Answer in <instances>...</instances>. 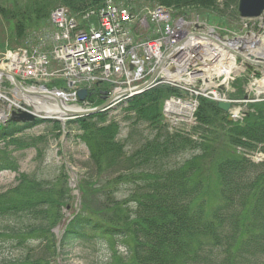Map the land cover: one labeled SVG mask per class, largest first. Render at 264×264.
<instances>
[{
    "label": "trees",
    "instance_id": "obj_1",
    "mask_svg": "<svg viewBox=\"0 0 264 264\" xmlns=\"http://www.w3.org/2000/svg\"><path fill=\"white\" fill-rule=\"evenodd\" d=\"M154 1L239 19V0ZM8 2L0 0V16L15 24L9 44L17 49L40 41L57 7L80 16L107 0H28L11 9ZM109 91L108 84L91 86L88 104L99 107ZM180 94L159 86L64 126L42 120L0 126V141L22 135L23 148L34 149L37 160L46 152L41 143L61 136L78 140L88 153L76 187L78 208L67 223L64 208L70 210L75 198L64 166L52 183L21 174L0 193V264H61L93 239L108 249L100 264H264V161H253L264 153V101L251 104L242 120L230 121L217 103L200 97L196 125L173 131L162 109L167 98ZM145 123L146 130L118 138L124 128ZM37 126L45 132L28 135ZM17 170L11 154L0 156V173ZM59 226L64 229L57 235ZM118 246L124 247L120 257Z\"/></svg>",
    "mask_w": 264,
    "mask_h": 264
},
{
    "label": "built area",
    "instance_id": "obj_2",
    "mask_svg": "<svg viewBox=\"0 0 264 264\" xmlns=\"http://www.w3.org/2000/svg\"><path fill=\"white\" fill-rule=\"evenodd\" d=\"M93 16L97 20L91 22ZM52 22V59L59 69L50 74L48 56L30 58L23 52L7 55L10 72L40 82L57 77L75 84L107 81L116 91L158 72L156 85L166 83L197 93L194 81L199 76L203 45L195 37L198 20L188 21L165 7L137 14L132 6L110 1L82 20L59 8L52 14ZM182 103L176 98L167 102V116L176 115Z\"/></svg>",
    "mask_w": 264,
    "mask_h": 264
},
{
    "label": "rangeland",
    "instance_id": "obj_3",
    "mask_svg": "<svg viewBox=\"0 0 264 264\" xmlns=\"http://www.w3.org/2000/svg\"><path fill=\"white\" fill-rule=\"evenodd\" d=\"M132 2L131 0H128ZM136 2V1H134ZM140 10H147L157 5L158 3L154 0L151 1H137ZM21 4L26 6L28 0H9L5 5L7 8L15 6V4ZM133 6V5H132ZM9 9V10H10ZM187 14H192V16L199 17L202 22L210 25L215 28L219 36H222L224 39H233V38H245L248 42L255 43L254 46L248 45L246 48L249 49L251 53L258 56V52L261 49H264V18L262 21L258 20H241L235 19L232 16L231 12H227L226 16H220L215 11H207L204 9H185L184 11ZM230 15V16H229ZM13 19L12 17L8 18V20ZM34 23L29 24V30L34 31ZM33 26V27H32ZM37 30V29H36ZM15 24L5 21L2 16H0V64L4 60L6 56V52L12 48V46H16L15 44L10 46V38L15 36ZM253 35L256 36V39H253ZM25 45V44H24ZM21 47V46H20ZM50 42L45 43V48L49 49ZM49 52V51H48ZM46 51V54L48 53ZM228 53V52H227ZM236 59V65L239 72L236 71L235 74H232L231 79L227 81L226 87H224L221 91V88H218L220 84L219 81H223L225 79L224 76H217L215 80H213L212 85H200L199 89L206 91L203 94L208 95L211 98L210 92L221 94L222 100L225 101H233L232 103V112L236 110H240V115L238 118H244V112H247L251 104L253 102L246 103L245 97L249 96V99L256 100H264V71L259 68H251L248 69L245 65L242 67L241 61L238 58ZM227 67V65H226ZM205 71V70H204ZM211 74L210 72L207 73ZM247 82L243 85V90H239L237 87L238 83ZM144 82L141 80L134 84L135 86L140 85ZM206 83V82H204ZM242 89V87H241ZM242 91V92H241ZM2 95L8 97L13 101H21L19 100L15 94L12 85L8 82H0V113L4 111L6 115L10 114L9 103L2 98ZM48 106L55 105L54 101L44 100ZM244 101V102H243ZM238 104H237V103ZM28 105V106H27ZM25 107L18 105L16 107L26 109L29 111H36L35 107L27 104ZM14 110V109H13ZM38 115L42 117L48 118L46 115L37 112ZM228 116V115H227ZM57 118V117H56ZM54 120L55 117L48 118ZM229 119V117H228ZM234 121V120H231ZM236 121V120H235ZM2 121L0 120V126L2 125ZM127 124H124L126 126ZM123 126V127H124ZM195 125H192V127ZM147 124H138L131 129L124 128L121 134L119 135L120 140H124L129 137L133 132H142V130H146ZM191 126H182V129L189 130ZM45 132L44 126H37L31 131L32 136H40ZM25 137H27L25 135ZM23 136L20 135L16 137V139H4L0 141V156H12L17 161L18 170L17 171H4L0 173V193L8 191L10 188L14 187L18 183L19 176L21 174H35L39 180L51 181L55 180L58 174L61 172V167L64 166L68 171L69 177V185L72 189V196L75 198L74 202H72L73 206L70 210L64 208V220L63 223H67V221L73 216L75 211L77 210V183L80 180V177L86 174V163L88 162V153L85 147L78 140H70L66 138V136H61L58 140L53 138H49L47 143H41L42 147H46V152L44 154L43 159L37 160V155L34 149H25L23 148ZM62 152V155L60 154ZM73 160V161H72ZM253 161L256 163H260L264 161V153L258 152L253 156ZM54 182V181H53ZM58 230L57 235H60L64 229V226H59L55 228ZM54 229V232H55ZM93 239L90 245L82 247H75L69 254V256L65 260H61V264H100L107 260L108 249L106 246H101V243H98ZM93 244H98L96 247ZM2 248L4 254L7 257L10 256L9 248ZM94 252L92 251L93 249ZM117 256L120 257L124 254V247L118 246L116 248ZM1 253V251H0ZM1 257V256H0Z\"/></svg>",
    "mask_w": 264,
    "mask_h": 264
},
{
    "label": "water",
    "instance_id": "obj_4",
    "mask_svg": "<svg viewBox=\"0 0 264 264\" xmlns=\"http://www.w3.org/2000/svg\"><path fill=\"white\" fill-rule=\"evenodd\" d=\"M238 13L240 18L242 19H258L264 14V0H239L238 2ZM211 39V38H209ZM212 40L217 43L222 48L228 50L229 52L233 53L240 59L244 60L248 63V65H254L257 67H260L264 69V58L263 57H255L253 55H248L249 58H246L242 56L241 54L235 52L232 47L235 46L236 43L245 44L246 41L243 39H235L231 40V44L228 46L221 42L218 39ZM242 48H239V51H242ZM154 77H152L151 80L148 82L125 92H122L120 94H117L115 97L107 100L104 104L101 106L89 109V110H75L69 106L66 105V103L59 98L55 93L49 92L47 89H43L42 91H32L30 89H27L15 76L8 74L6 71L0 68V81H8L11 83V85L14 87V93L17 96L23 95V96H29V97H38V98H48L56 102L58 109L60 111V115H62V118H56V121L62 122L64 124L65 120H73V119H79L84 117L93 116L102 112H105L114 106L112 105L114 102H116L117 99L124 97V96H135L140 95L144 93L148 86H150L154 80ZM79 100L81 102L85 101L88 97V91L87 90H80L77 94ZM219 108L223 110L226 113L230 112L231 104L229 103H219ZM3 120V123H25V124H33L37 120H50L48 118H44L36 114L35 112L28 111V110H21L17 109L15 111H12L10 118L3 116L1 118ZM232 119V118H230Z\"/></svg>",
    "mask_w": 264,
    "mask_h": 264
},
{
    "label": "bare ground",
    "instance_id": "obj_5",
    "mask_svg": "<svg viewBox=\"0 0 264 264\" xmlns=\"http://www.w3.org/2000/svg\"><path fill=\"white\" fill-rule=\"evenodd\" d=\"M219 59H220V65L222 63L223 60H228L229 59V64L227 67H222V68H218V70H216V72L218 74L220 73H225L226 74V77L228 78L231 73H236L239 72L238 68L236 65H235V62H234V59L230 58V55L228 54H225L222 50L219 49ZM258 55L263 57L264 58V49H261L260 52H258ZM216 57V58H217ZM218 59V58H217ZM218 59V60H219ZM217 96V95H216ZM20 99H22L20 96H18ZM2 98L5 99V101H7L9 103V106L12 105V106H15V105H19L20 104V101L16 102V101H13V100H10L8 97L2 95ZM26 100L29 102V104L33 107H35L36 111L38 112H43L42 114L46 115L47 117L49 118H52V117H57V118H62V115H60V111L59 109L57 108V105H56V102H55V105L53 104L52 106H48L46 105L47 103L44 101L43 98H36V97H33V98H26ZM236 113H240V110H236ZM3 113L0 114V118L3 117Z\"/></svg>",
    "mask_w": 264,
    "mask_h": 264
}]
</instances>
